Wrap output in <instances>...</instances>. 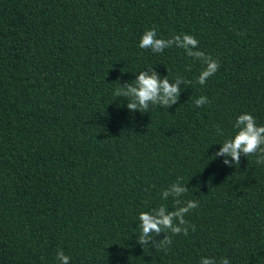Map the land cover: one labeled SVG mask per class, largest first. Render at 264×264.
I'll list each match as a JSON object with an SVG mask.
<instances>
[{
	"label": "trees",
	"instance_id": "16d2710c",
	"mask_svg": "<svg viewBox=\"0 0 264 264\" xmlns=\"http://www.w3.org/2000/svg\"><path fill=\"white\" fill-rule=\"evenodd\" d=\"M153 27L219 70L200 85L183 49L139 48ZM148 68L179 99L130 111L113 92ZM244 113L264 125V0H0V264H264V165L214 156ZM178 177L195 231L143 247L139 213L173 210Z\"/></svg>",
	"mask_w": 264,
	"mask_h": 264
},
{
	"label": "clouds",
	"instance_id": "9594fccd",
	"mask_svg": "<svg viewBox=\"0 0 264 264\" xmlns=\"http://www.w3.org/2000/svg\"><path fill=\"white\" fill-rule=\"evenodd\" d=\"M199 41L192 35H174L168 39L158 38L156 28L146 29L140 38L138 47L141 49H150L153 53H163L167 48L173 46L181 48L186 55L195 60L201 61L205 67L196 79V83L204 85L207 79L213 76L220 67L219 61L206 55L197 49ZM185 79L182 76L175 78V83H170L168 76L161 78L152 68L148 71H139L135 81L120 85L114 90L113 95L128 99L127 108L130 111L148 112L150 105L152 107L160 106L167 109L176 104L179 99V85ZM210 103L206 96H200L195 100L197 107H202ZM233 127L236 129L231 138H227L222 143V147L214 156L231 157V162L225 159L223 163L228 166L239 165L241 156H255V163L264 165V125H257L256 119L250 113H244L237 117ZM218 135H224L223 130L216 126ZM182 178L178 177L168 188L163 190L167 196L173 194V210H169L165 205L152 211L140 212L138 219L140 234L137 243L143 247H148L149 241L153 237L165 232V236L152 247L158 250L167 251L172 244V236L189 234V228L195 231V226L185 220V216L193 209L198 207V202L193 200L184 201L181 197L187 193L188 189L181 183ZM168 213L165 214V209ZM57 260L59 264H69V257L64 252L58 251ZM199 264H217L213 258L202 257ZM219 264H230L227 258H221Z\"/></svg>",
	"mask_w": 264,
	"mask_h": 264
}]
</instances>
